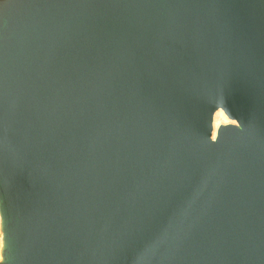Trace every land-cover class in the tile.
Wrapping results in <instances>:
<instances>
[{
	"label": "water",
	"instance_id": "1",
	"mask_svg": "<svg viewBox=\"0 0 264 264\" xmlns=\"http://www.w3.org/2000/svg\"><path fill=\"white\" fill-rule=\"evenodd\" d=\"M5 10L0 264H264V0Z\"/></svg>",
	"mask_w": 264,
	"mask_h": 264
},
{
	"label": "snow or ice",
	"instance_id": "2",
	"mask_svg": "<svg viewBox=\"0 0 264 264\" xmlns=\"http://www.w3.org/2000/svg\"><path fill=\"white\" fill-rule=\"evenodd\" d=\"M93 2H96V0H0V135H2L5 125L4 97L7 88L6 37L9 27L12 23L7 14V11L5 10V6L12 5L23 13L37 7H63L68 5ZM113 2H117V0H113ZM137 2L151 3L154 2V0H137ZM231 71L232 69L228 66L227 63H222L215 70L216 78L219 82L222 83L230 76ZM250 131L254 134L255 128L250 129ZM261 136L262 138H264V129H261ZM2 220L3 217L0 216V260L3 259V251L7 249V244L4 242L3 237Z\"/></svg>",
	"mask_w": 264,
	"mask_h": 264
},
{
	"label": "bare ground",
	"instance_id": "3",
	"mask_svg": "<svg viewBox=\"0 0 264 264\" xmlns=\"http://www.w3.org/2000/svg\"><path fill=\"white\" fill-rule=\"evenodd\" d=\"M230 123H234V122H231L227 116L224 114L223 111H218L216 114H215V118H214V133H213V137H216V134H217V131L219 129V127L221 125H227V124H230ZM1 261V260H0Z\"/></svg>",
	"mask_w": 264,
	"mask_h": 264
}]
</instances>
